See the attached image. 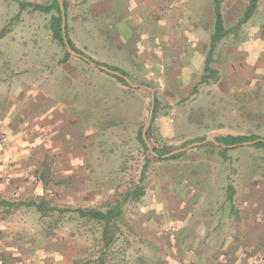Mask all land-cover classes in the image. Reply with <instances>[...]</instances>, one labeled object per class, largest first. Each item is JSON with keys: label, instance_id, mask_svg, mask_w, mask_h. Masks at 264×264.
Segmentation results:
<instances>
[{"label": "rangeland", "instance_id": "1", "mask_svg": "<svg viewBox=\"0 0 264 264\" xmlns=\"http://www.w3.org/2000/svg\"><path fill=\"white\" fill-rule=\"evenodd\" d=\"M19 1L52 2L0 0V32L7 27L0 38V61L17 62L40 77L71 76L86 116L94 113L103 123L95 152L91 143L89 182L77 177L42 186L35 199L41 210L22 207L14 215L16 222L6 233L5 264H131L133 244L137 255H150V238L176 230L175 206L181 194L225 196L230 183L240 190L264 185V147L251 142L227 149L217 141L229 135L264 138V0L239 28L251 0H221L231 32L212 62L218 78L207 83L200 81L214 32L213 0L178 6L182 21V16L174 17L167 24L109 21L91 12L94 2L66 0L69 35L80 54L98 65L119 68L132 85L80 57L71 55L64 62L65 48L50 29L52 15L27 8L18 16ZM152 108L155 117L148 130L153 143L148 140L152 148L167 151L161 156L149 147L146 151L139 139ZM181 149L178 159L164 157ZM147 158L151 162L144 171ZM139 185L145 195L127 199ZM119 203L123 216L112 227V243L105 246L104 226L75 210L106 211ZM196 209L194 205L195 221ZM254 260L252 264H264L260 257Z\"/></svg>", "mask_w": 264, "mask_h": 264}, {"label": "crops", "instance_id": "2", "mask_svg": "<svg viewBox=\"0 0 264 264\" xmlns=\"http://www.w3.org/2000/svg\"><path fill=\"white\" fill-rule=\"evenodd\" d=\"M90 2L96 5L91 12L109 21L164 24L175 22L174 17L182 16V21L183 10L177 7L190 4V0L81 1L82 5ZM27 70L17 62L0 61V264H5L6 233L16 222L15 213L35 206L9 203L37 204L42 186L56 181L69 183L78 177L81 183H88L89 167H93L90 151L98 149L96 138L103 123L94 113L92 118L86 116L87 107L71 76L40 77L37 71ZM3 136L10 149L3 146ZM235 191L233 202L227 200V193L181 194L175 206L176 230L150 238L154 247L150 255H137L133 244L134 261L130 263L252 264L257 257L264 261V185L255 183L242 190L236 186Z\"/></svg>", "mask_w": 264, "mask_h": 264}, {"label": "trees", "instance_id": "3", "mask_svg": "<svg viewBox=\"0 0 264 264\" xmlns=\"http://www.w3.org/2000/svg\"><path fill=\"white\" fill-rule=\"evenodd\" d=\"M259 0H251L249 6L247 7L244 17L239 21L238 25L236 28L241 27L244 23H247L252 16L255 13V10L257 8ZM19 7H20V12L18 16L25 11L27 8H31L33 11L41 12V13H46V14H51V21H50V29L53 34V38L58 41L59 44H61L65 48V57L63 61H68L69 58L71 57V54L66 50L65 44H64V37H63V28H62V10L60 7L59 0H52L51 3H32L28 1H19ZM214 3V11H215V24H214V32L211 35L210 38V48L209 52L205 61V66H204V75L201 79V83H207L210 80H215L218 78V71L213 68L212 62L214 59V55L216 52V49L219 45V43L231 32V29L226 28L224 18H223V13H222V8H221V0H213ZM64 8H65V14L67 16V2L64 0ZM7 31V27H5L1 32H0V38L5 36V33ZM66 31H67V37L68 41L71 45V47L80 53V51L75 47V44L73 40L71 39L69 35V25L66 23ZM111 69H115L117 71L122 72L124 75H127L125 72L120 70L119 68L116 67H109ZM118 80L123 82L124 84H127V81H125L123 78L115 76ZM158 103V102H157ZM155 116H153L152 121ZM147 137L148 139L152 142L150 139V131H147ZM139 139L143 143L144 148L146 151H149V148L147 144L145 143L143 139V135L140 132L139 133ZM259 136H247V135H229L223 138H218L217 141L220 142L223 145H240L246 142H253L259 140ZM264 140V138H263ZM193 142V141H192ZM153 143V142H152ZM256 146L258 147H264V141H259L256 142ZM229 148V147H225ZM222 151L224 154L225 158H228L226 155V151ZM154 152L157 154V156H161L163 154H166L167 151L164 149H158L155 146L153 147ZM182 156V152H179L177 154H174L170 156V159H178L179 157ZM151 160L147 158V163L144 166V171L149 167ZM235 187L233 184H228L226 193H227V200L230 202H233L234 196H235ZM146 193V189L144 186H137L135 189L130 191L127 194V199H133V200H138L142 196H144ZM10 205H20V204H25L28 206L35 205L38 210H41V207L37 205L35 202H27V203H9ZM75 212L78 213L80 217L87 218L88 220H94L98 223H101L104 226V231H103V239L105 240V246H109L112 241H113V231L112 227L116 224V222L121 219L123 216V209H122V204L119 203L115 207L107 210V211H102V210H97V209H86V208H79L76 209Z\"/></svg>", "mask_w": 264, "mask_h": 264}, {"label": "water", "instance_id": "4", "mask_svg": "<svg viewBox=\"0 0 264 264\" xmlns=\"http://www.w3.org/2000/svg\"><path fill=\"white\" fill-rule=\"evenodd\" d=\"M59 3H60L61 10H62V17H63L62 28H63V37H64V44H65L66 50H67L71 55H74V56L80 57V58L86 60L87 62L91 63V64H92L93 66H95V67H99V68L105 70L106 72H109V73H111V74H113V75H116V76H118V77H121V78H123L125 81H127L129 84L132 85V83L130 82L129 78H128L126 75H124L123 73H121L120 71L109 69L108 67L103 66V65H98V64H96L95 62L91 61L89 58L84 57L83 55H81L80 53H78L77 51H75V50L71 47V45H70V43H69V41H68L67 31H66V23H67V22H66L65 8H64V4H63V3H64V0H59ZM133 86H134V85H133ZM137 87H138V86H137ZM149 89H150V88H149ZM154 104H155V101H154V98H153V106H154ZM153 108H154V107H153ZM153 108H152L151 111H150L147 125L145 126V128H144V130H143V139H144L145 143L147 144V146L153 151V153H155L154 150H153V148L151 147V144H150V142H149V140H148V137H147V131H148V129H149L151 123H152L153 112H154V109H153ZM259 141H264V140H263V139H259V140H257V141H253L252 143L259 142ZM248 143H251V142H246V143H244V144H248ZM223 146H224V147H233L234 145H230V146L223 145ZM182 150H184V149L176 150V151H174V152H172V153H169V154L165 155L164 157L168 158V157H170V156H172V155H174V154H177V153L181 152Z\"/></svg>", "mask_w": 264, "mask_h": 264}, {"label": "built area", "instance_id": "5", "mask_svg": "<svg viewBox=\"0 0 264 264\" xmlns=\"http://www.w3.org/2000/svg\"><path fill=\"white\" fill-rule=\"evenodd\" d=\"M1 141L3 143V146L6 148V149H10V142L8 140V138L6 136H3L1 138ZM169 230V229H168Z\"/></svg>", "mask_w": 264, "mask_h": 264}]
</instances>
